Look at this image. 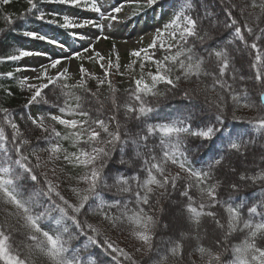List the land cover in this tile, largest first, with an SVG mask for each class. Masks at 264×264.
<instances>
[{
  "label": "snow or ice",
  "instance_id": "6c2138e0",
  "mask_svg": "<svg viewBox=\"0 0 264 264\" xmlns=\"http://www.w3.org/2000/svg\"><path fill=\"white\" fill-rule=\"evenodd\" d=\"M10 0H2L3 4H8ZM29 8L25 16L33 15L36 21L43 24L55 25L61 29H83L91 27L96 29L93 33L95 41L109 39L112 30L119 31L120 26L126 27L133 17L145 13L148 9H153L158 5L159 0H131L133 12L132 17L125 16L119 19L117 14L122 13L125 3L117 0L113 4L112 0H27ZM45 3H57L67 5L70 8H80L82 13L95 14L94 17L78 19L71 14L46 11L41 5ZM252 8H259L260 13L256 15L257 23L253 26L244 19L246 15L245 7L236 4L226 6L222 11L226 16L224 27L229 29L236 42V47L228 45L218 46V50H205L203 54L196 51L195 47L188 46V37H196L203 29L200 27L202 19L199 15V0H183L178 5V11L174 12L171 22L164 26L163 30L157 29L151 43L146 48L133 49L130 56L141 61V68L144 61H153L156 64V72L148 73L151 83L145 81L141 76L134 80V87L126 89L129 100L123 104L124 111L121 113V105L118 104L114 95L115 88H112V81L108 76L112 74V69L119 72L120 62L119 53L115 52V62L111 56L101 55L95 49L92 39L85 35L75 32L72 35L77 39H89L87 47H82L77 51L72 49L69 53H49L47 51L37 52L19 49L18 54L8 55L0 58L6 61H20L30 56H43L48 60L47 64L39 65L34 79L39 83H28L29 78L24 77L19 81L21 88H27L30 96L27 99L25 108L30 109L36 105H48L49 100L44 90L54 92L57 87L62 90L63 103H59L60 97H56L57 103L51 105L60 114L45 113L42 115H32L30 112L16 117L8 108H0V200L6 205L4 209L5 219L0 223V259L7 264H32L29 253H26L23 243L24 240L30 242V248L45 252L52 261V264H84L82 249H77L73 241L87 240L94 248L101 249L108 253L111 260L116 264H138L134 256L115 245L114 242L105 236L92 220L107 222L112 227L122 226L125 221H130L138 226L133 235L142 242L146 248L153 249V230L158 224L154 213L149 214L159 203L155 204L153 198L169 197L174 192L178 197L186 198V204L182 211L186 210V220L189 230L195 231L200 226L201 217H211L215 225L223 231V239L217 238L216 246L222 247L227 251L225 242L234 232L244 233L242 242L233 249L231 260L222 261V252L213 254L207 250L208 264H264V202L254 203L246 206L244 203L235 204L232 197L221 201L219 196L223 194L221 189L218 192L219 183H212L215 165L222 167L224 156L221 152L230 150L240 153L247 148L244 141L245 134L236 131L235 126L229 129L225 123L224 112L227 107L225 96L219 97L220 103L217 104V115L214 121L198 126L196 130L191 125H185L183 119H178L176 125L169 124H148L145 127V118L153 111L148 106L145 97L162 95L157 91V85L164 83L172 89L178 87L181 76H200L202 67L207 57L212 64L211 71L203 72V75L211 78L214 85H219L226 96L237 105L240 103V94L232 88L225 77L232 69V62L237 53L248 52L250 67L254 69L253 79L264 87V0H248ZM251 17L253 13L248 12ZM51 17L50 19L48 17ZM9 24L13 23L10 17H6ZM171 29V31H169ZM108 33V34H106ZM25 37L33 40H40L50 43L55 47L63 49L66 41L61 42L38 30H25ZM172 41L165 40V37ZM206 38V37H205ZM251 39V43H249ZM232 41L229 42L231 44ZM242 45V47H241ZM175 49V50H174ZM165 51L162 59H154L159 51ZM91 53V54H89ZM55 56L56 58H53ZM73 59L94 61L104 73V77H96L90 73L81 63L78 66L80 79L76 84L66 83L69 78V69L63 66L64 62L70 63ZM106 60V63H105ZM135 63V61H133ZM178 65L181 75H172V68L168 64ZM132 65L130 64L129 67ZM56 70V75H49L50 70ZM36 71L34 68H17L16 72ZM6 77L13 78L14 73L9 71L4 73ZM236 81V75L229 77ZM88 79H96L98 88L106 82L112 90V115L109 117L97 109L95 112L91 108L85 107V101L81 95L75 96V104L70 102L73 97V89L79 90L84 94H90L93 98L98 96V92H92L87 85ZM244 76H239V80L244 81ZM43 81H47L46 83ZM61 81H64L61 83ZM51 86V87H50ZM67 89V91H63ZM7 95L13 93L5 89ZM185 95H189L187 92ZM259 102L264 105V92L259 95ZM243 106L252 107L254 105L245 103ZM119 114V116H118ZM65 115L78 118H63ZM17 119L31 123L36 128L42 129L43 135L38 138L48 142L51 146L45 151L51 154L64 152L63 159L69 164L80 166L87 171L79 177L80 181L87 184L83 190L84 194L79 195L80 189L72 188V193L79 195L78 203H72L60 191V184L55 181L58 179L53 170L50 178L47 171H42L43 165L40 156L36 151H26L30 145V140L25 138L21 132ZM124 120V124L120 120ZM50 120L58 125L64 126L67 130L64 135L57 131L55 127L45 125V121ZM115 121V131H110L109 122ZM132 121L131 124L128 122ZM254 126L264 128V116H258L248 122ZM219 125V127H217ZM10 129V131H6ZM156 134H161L162 139L159 147L150 138ZM187 136L199 137L202 140L210 141L213 146L214 164H209L207 169L196 170L187 162L184 153L180 152L183 138ZM53 137L71 140L78 146L77 151L68 153L62 149L60 143H52ZM164 138L168 139L165 144ZM220 141L221 148H215L216 141ZM143 148L142 172L146 175L141 179V173L137 172L128 177H120L115 180V187L123 193L129 194L132 199H115L112 203H104L101 199V191L108 186L105 180V169L107 162L117 151L123 156L140 157ZM162 152V155L159 153ZM179 153V155H178ZM171 161L178 165L181 171L175 175L168 174L164 167V162ZM264 162V156L261 157ZM124 161L121 160V163ZM139 162V161H137ZM131 171V169L129 170ZM247 171V170H245ZM181 172L187 173V181L182 179ZM234 175L239 176V181H264V171L259 176H247L232 169ZM194 178V182H193ZM181 181L182 188L177 187V182ZM134 185V186H133ZM195 187L201 194L202 199L196 201L189 194V189ZM239 183L229 184V191H239ZM157 189L162 191H157ZM90 200H101V203L93 208L89 205ZM224 206L227 213L226 223H222L217 218L216 211H205V209H215L217 206ZM181 207V205H177ZM246 209L247 219L244 218L242 210ZM259 217V219H256ZM9 218L14 219V223L9 222ZM54 222V223H53ZM167 227V225H165ZM22 239L18 242L16 237ZM171 245L168 251L171 255L178 258L177 264H184L183 245L179 241L169 240ZM141 251V249H136ZM199 251L205 253V248L200 247ZM160 264H165L161 260Z\"/></svg>",
  "mask_w": 264,
  "mask_h": 264
},
{
  "label": "trees",
  "instance_id": "16d2710c",
  "mask_svg": "<svg viewBox=\"0 0 264 264\" xmlns=\"http://www.w3.org/2000/svg\"><path fill=\"white\" fill-rule=\"evenodd\" d=\"M183 0H159L158 7L168 8L174 12L178 11V5ZM259 2V0H258ZM200 8L199 15L202 19L200 27L203 31L196 37H188V46L195 47L196 51L203 54L205 50H218V46L228 45L236 47V42L233 41L232 33L229 29L224 27L226 16L223 14V9L231 4H236L241 7H245L246 19L250 25H255L256 15H259V8H252L248 4V0H199ZM43 5V4H42ZM41 5V6H42ZM29 5L27 0H10L8 4L0 2V58L8 55H16L19 49H23L29 42L28 37L23 35L25 30H28L29 26L37 25L39 32L51 36L56 39L58 28L55 25L43 24L40 21H36L33 15L25 16ZM64 14V9L58 10ZM248 12L253 13L251 17L247 15ZM6 17H10L13 23L9 24ZM50 17V16H49ZM264 27V24L261 25ZM206 37V38H205ZM232 41L231 44L229 42ZM251 43V39H249ZM242 47V45H241ZM175 50V49H174ZM166 54L165 51H159L155 58L162 59ZM248 52L237 53L235 59L232 62V69L235 71H229L225 77L227 82L232 85L237 93L240 94V103L237 105L230 97L226 96L225 92L221 90L219 85H214L211 78L203 75L205 71H211L214 64L209 66L210 62L207 57L205 58V64L202 67V73L200 76L191 75L187 78L181 76V80L178 87L172 89L171 86L161 83L157 85V91L162 95L147 96L148 106L153 108L145 118V127L148 124H169L176 125L178 119L189 117L184 120V124L191 125L193 130H196L198 126L202 127L211 121H214L217 115L216 105L220 103L219 97L225 96L227 101V107L224 112L225 123L229 129L234 126L236 131L242 134L244 141L247 143V148L242 149L240 153L235 151L221 152L224 156L222 161V167L215 165L213 171L212 183H219L218 192L223 190V194L219 196L221 201L228 200L232 197L235 204L244 203L246 206H251L254 203L264 202V181L256 179L255 181L248 180L246 182L239 181V176L232 173V169H236L238 173L245 174L249 177L259 176L264 171V162L261 161V157L264 156V128L254 126L248 122L258 116H264V105L259 102V95L264 92V87L253 79L254 69L250 67V59ZM17 61H6L0 59V108H8L11 113L16 117L22 114L29 113L24 105L30 96L29 91L26 88H21L19 81L21 80L20 74L16 72ZM168 67L172 68V75H181V71L178 65L168 64ZM13 72L15 75L13 78L6 77L4 73ZM236 75V81H232L229 77ZM239 76H244V81L239 80ZM108 80L112 81V88L116 89L115 96L118 104L121 105L120 112L124 111L123 104L129 100L126 93V89L134 87L133 78H124L120 75H110ZM64 81H61L63 83ZM66 83L72 85L77 82L72 80L66 81ZM88 88L92 92H98V96L93 98L90 94H84L79 90L73 89V97L70 98V102L75 104V96L81 95L85 101V107L91 108L93 112L97 109L101 112L100 118H105L104 114L111 116L112 109V90L108 87L107 82L99 86L96 79H88ZM51 87V86H50ZM5 89L10 90L13 95L6 94ZM67 91V89L63 90ZM48 100V105H36L37 111L40 115L45 113L54 114V110L51 105L56 104V97H60L59 103H63L62 90L57 87L54 92L44 90ZM189 95H185V93ZM245 103L252 104V107L243 106ZM58 111V110H56ZM59 113V112H58ZM60 114V113H59ZM119 116V114H118ZM65 118H72L65 115ZM2 118V114H0ZM78 118V117H73ZM16 122L20 125V130L25 134V138L30 140V145L26 147L27 152L33 150L40 156L41 163L43 165L42 171H47L49 177L55 175L58 179L55 181L60 184V191L67 199L72 203H78L79 195H83V190L87 188V184L79 180L81 176L79 173L85 172L83 167H73L70 164L65 163L63 158H55V167L48 166L46 162H50L48 151L45 149L50 148L48 142L38 140V138L45 135L42 129L36 128L35 125H31L30 121L26 122L17 119ZM123 125L125 122L120 120ZM129 124L132 121L128 122ZM46 126L55 127L57 131L62 135L66 133V129L62 125H58L50 120L45 121ZM219 127V125H217ZM110 131H115V121L109 122ZM10 131V129H6ZM155 142L156 147H159L162 139L161 134H156L150 138ZM165 144L168 143V139L164 138ZM60 143L64 150L77 151L78 146L74 145L71 140H63L53 137L52 141ZM220 141H216L215 148H221ZM141 156H129L124 154L123 156L119 151L113 154L111 159L107 162L108 167L105 169V180L108 186L115 185V180L120 177H128L141 173V179L146 175L142 172L143 160L146 158L143 155V148L140 149ZM180 152L184 153L188 163L192 165L196 170L207 169L209 164H214L213 146L210 141L202 140L199 137L187 136L183 138V142L180 146ZM162 155V152L159 153ZM179 155V153H178ZM121 160L124 162L121 163ZM139 161V162H137ZM166 172L171 175H175L176 172L181 171L176 164H172L171 161L164 162ZM131 169V171H129ZM247 170V171H245ZM182 179L187 181V173L181 172ZM194 182V178H193ZM239 183V191H229V184ZM134 186V185H133ZM177 187L182 188L181 181L177 182ZM72 188L80 189L79 195L72 193ZM157 191H162L157 189ZM189 194L193 196L196 201L202 199L200 192L192 187L189 189ZM130 200L132 197L118 190L117 187H105L101 191V199L104 203H112L115 199ZM159 203L152 209L149 214H153L158 220L156 228L153 230V249L149 251L146 246L142 244L137 237L133 235V232L137 230L138 226L130 221H125L122 226L112 227L107 222H101L99 220H92L90 222L95 223L100 227L101 231L110 238L115 245L130 252L134 258L138 261V264H160L161 260H165V264H177L178 258L171 255L168 251L171 245L167 243L171 241H179L183 245L184 264H208L207 250H211L213 254L222 252L221 260L228 261L232 259L233 249L238 246L244 239V233L234 232L228 237L223 247L227 248V251H223L222 247L216 246L217 238L223 239V231L220 230L214 223L211 217H201L200 226L195 231L189 230V224L186 220L187 212L182 211L183 205L186 204V198L178 197L177 193H173L169 197L161 198L156 196L153 198L152 203L155 204L156 200ZM101 203V200H90L89 205L93 208ZM181 205L180 211L183 221L179 223L175 228H170L168 223L170 219L167 218L166 212L174 206ZM173 206V207H171ZM6 205L0 200V223L5 219L4 209ZM170 207V208H169ZM216 211L217 218L222 223H226L227 213L224 211V206H217L215 209H205V211ZM243 216L247 219L246 209L242 210ZM256 219H259L257 217ZM10 223H14L13 218H9ZM54 223V222H53ZM167 225V227H165ZM171 229V230H170ZM19 242L22 238L16 237ZM25 245V252L29 253V258L32 264H52V261L45 252H41L37 249L30 248V242L23 241ZM73 245L77 249H82V258L84 264H114L109 257L108 253L101 249L94 248L87 240L73 241ZM205 248V253H201L199 248ZM141 251H136V249ZM0 264H7L6 261L0 259ZM118 264V262H116ZM215 264V262H213Z\"/></svg>",
  "mask_w": 264,
  "mask_h": 264
},
{
  "label": "rangeland",
  "instance_id": "374dc122",
  "mask_svg": "<svg viewBox=\"0 0 264 264\" xmlns=\"http://www.w3.org/2000/svg\"><path fill=\"white\" fill-rule=\"evenodd\" d=\"M2 0H0L1 2ZM113 4H116L117 0H112ZM125 3V7L122 10V13L117 14L119 16L120 20H123L125 16L132 17L133 7L131 0H123ZM143 2V0H141ZM42 7L49 12H59V9H64L66 14L74 15L78 19H84L89 18V16L94 17L95 14L91 13H82L80 8H70L67 5H61L57 3H45L42 5ZM64 13V14H65ZM174 11L168 8H162L155 6L153 9H148L145 13L140 14L137 17H133L131 19V22L127 24L126 27L120 26L119 31L112 30V34H110L109 39H100L99 41H95L93 33L96 32V29L91 28L90 26L83 29H61L58 28V33L56 40L65 42V47L63 49L59 47H55L50 43H46L44 41L40 40H33L31 38L29 39V42L25 45L23 48L24 50L28 51H37V52H44L47 51L49 53H61L62 51L64 53H69L72 49H75L77 51L81 50L82 47H87L89 43V39H92L95 49L101 53V55L106 57V60L109 56L113 59V62H115L116 56L115 52L119 53V62H120V69L119 72H117L115 69H112L111 75H120V77L124 78H133L139 79L141 76L144 77L145 81L148 83H151V78L148 76L149 72H152L153 74L156 72V64L153 61H144V66L141 68V61L137 60L135 57L130 56V52L133 49H140V48H146L149 43H151V40L153 36L156 35V30L160 29L163 30L164 26L169 24L171 20L173 19ZM49 19L51 17H48ZM38 27L35 26H29L28 30H36ZM171 31V29H169ZM75 32L77 36L79 35H85L89 37V39H77L75 38L72 33ZM108 34V33H106ZM52 38L51 36H48ZM165 40H168V37H165ZM169 43L172 41L168 40ZM115 44V52L113 50V45ZM18 54V53H17ZM91 54V53H89ZM53 58H56L53 56ZM154 59H156L154 57ZM105 60V63H106ZM135 61V63H133ZM48 60L43 56H30L23 58L20 61H17L16 68H34L36 71H22L19 72L20 78L23 79L24 77H28V83H39L41 81H37L34 79L36 76V72L39 71V65L41 64H47ZM83 64L85 68H88L90 73L94 74L96 77L103 78L104 73L98 66L97 62L94 61H88L87 59L81 61L73 59L70 63L64 62L63 66L67 67L69 69V78L68 80H72L73 82H78L80 79V74L78 73L77 69L80 64ZM132 65L129 67V65ZM49 75H56V70H50ZM108 79V78H107ZM47 82V81H43ZM26 88V87H25ZM27 89V88H26ZM28 112H30L32 115H40L39 111H37V106H33L30 109H27ZM54 114H59L58 111L54 110ZM73 118V117H72ZM52 143H56L53 141ZM63 149V146H62ZM68 153H71L73 151H68ZM49 155L52 159L49 158L50 162H46L48 166L55 167L56 163L54 162L55 158L61 159L63 158L64 152L62 151L59 154H51L49 152ZM64 160V159H63ZM65 163H67L65 161ZM69 164V163H67ZM74 167L73 164H70ZM80 167V166H75ZM87 171V169H85ZM80 175H83L84 172L79 173ZM173 207V206H171ZM170 208V207H169ZM166 216L170 221H175L178 219L180 222L183 221L180 208L178 206H174V208H170L168 212H166Z\"/></svg>",
  "mask_w": 264,
  "mask_h": 264
},
{
  "label": "bare ground",
  "instance_id": "6f19581e",
  "mask_svg": "<svg viewBox=\"0 0 264 264\" xmlns=\"http://www.w3.org/2000/svg\"><path fill=\"white\" fill-rule=\"evenodd\" d=\"M179 223H181L178 219H176L175 221H170L169 223H168V225L170 226V228L172 229V228H175V226H178L179 225ZM170 229V230H171Z\"/></svg>",
  "mask_w": 264,
  "mask_h": 264
}]
</instances>
